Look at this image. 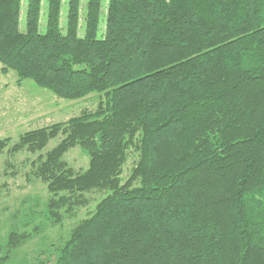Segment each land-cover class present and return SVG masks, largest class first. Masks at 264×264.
<instances>
[{
	"label": "trees",
	"instance_id": "trees-1",
	"mask_svg": "<svg viewBox=\"0 0 264 264\" xmlns=\"http://www.w3.org/2000/svg\"><path fill=\"white\" fill-rule=\"evenodd\" d=\"M61 1L42 22V0H0L4 73L101 97L10 150L61 137L36 168L56 221L105 193L52 264H264V0H86L82 35L81 0L63 25ZM76 147L82 172L63 160Z\"/></svg>",
	"mask_w": 264,
	"mask_h": 264
},
{
	"label": "rangeland",
	"instance_id": "rangeland-1",
	"mask_svg": "<svg viewBox=\"0 0 264 264\" xmlns=\"http://www.w3.org/2000/svg\"><path fill=\"white\" fill-rule=\"evenodd\" d=\"M61 2L63 25L67 0ZM102 2L105 5L107 0ZM85 3L86 0H81L80 35L83 30ZM24 6L25 4L22 12ZM46 9V0H42V22ZM2 70L3 66L0 64V142H9L0 148V264H33L38 258L47 259L52 264L58 257L60 246L69 238L77 224L93 213L105 193H85L84 206L75 209L73 213L61 214L60 220L56 221L48 214L50 195L46 184L36 176V168L39 156L43 157L53 149L61 137L49 141L39 153H10V150L19 137L27 132L96 112L101 97L99 94H92L74 101L61 99L31 80L18 83L19 79L14 71L4 73ZM63 160L74 172H82L88 167V159L77 147L69 150ZM137 160V153L131 150L123 167V182L130 177ZM10 238H14V244L10 243Z\"/></svg>",
	"mask_w": 264,
	"mask_h": 264
}]
</instances>
